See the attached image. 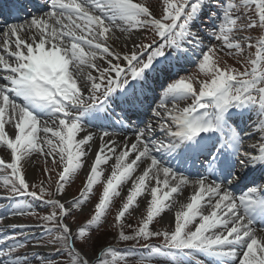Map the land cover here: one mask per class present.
Segmentation results:
<instances>
[{"label":"snow or ice","instance_id":"1","mask_svg":"<svg viewBox=\"0 0 264 264\" xmlns=\"http://www.w3.org/2000/svg\"><path fill=\"white\" fill-rule=\"evenodd\" d=\"M211 3L164 0L157 18L150 6L133 0H50V10L43 16L0 28V146L10 153V160L0 154V185L7 190L0 199L10 201L0 205V210L7 209V216H37V227L47 234L58 233L47 244L58 245L56 252H66L67 261L46 264H115L124 259L111 246L89 253L78 248L76 241L87 244L92 240L90 230L129 181L126 200L115 217L119 240H143L142 247L150 255L168 251L194 259L203 253L214 264H264V224L257 228L249 213L253 205L264 203V68L256 67L264 60L260 55L264 38L257 41L258 56L249 62L251 70L244 71L220 69L212 60L216 48L204 45L211 37L221 42V50L235 49L236 55L242 54L243 43L253 47L248 43L250 36L236 38L232 33L241 19L237 15L241 8L254 7L256 18L239 31L255 28L257 22L264 27V0H219V31L204 33L196 21ZM149 28L156 38L144 43L137 33ZM117 32L124 37L123 49L113 47V42L121 40ZM197 54L202 57L199 70L212 76L199 82V91L188 76L172 79ZM154 88L161 90L158 102L151 106L146 121L133 126L129 113L143 107ZM110 98L118 100L116 106L121 109L119 113L111 109L112 123L87 127L81 122L85 111ZM188 99L191 103L184 107L177 103ZM245 109L256 114L255 120L247 118L246 128L236 123L237 118H246ZM129 128L130 135H126ZM78 133L83 138H77ZM257 134L255 143H245ZM161 149L164 153L158 156ZM34 153L61 165L55 192L43 181L29 183L23 162ZM93 154L81 195L65 200V184ZM167 157L180 161L186 171L167 166ZM113 158L115 164L95 214L73 231L67 218L81 200L86 201L102 166ZM249 171H259L260 178L250 181L237 197L233 189ZM189 186L193 194L175 211L174 229L151 230L154 217L175 207V197ZM141 196L148 197L146 217L131 234H125L122 218ZM27 197L53 211L37 215L21 199ZM192 224L194 230H186ZM154 237H162V242L152 244ZM28 243V236L0 238V264H30L27 254H17ZM109 254L111 261L105 258ZM139 264H148V258Z\"/></svg>","mask_w":264,"mask_h":264},{"label":"rangeland","instance_id":"2","mask_svg":"<svg viewBox=\"0 0 264 264\" xmlns=\"http://www.w3.org/2000/svg\"><path fill=\"white\" fill-rule=\"evenodd\" d=\"M35 4H43V6L36 11L33 10H28L22 17L20 18V21L25 18V17H31L32 14L39 13L42 14L45 11H47V1L43 2L44 0H32ZM164 1L160 0H136V3H142L145 4L146 6H150V8L153 10L154 15L156 17H160L162 13V6L164 5ZM173 2H178V0H173ZM218 2L219 0H212V3L209 5V8L206 9L201 16V19L196 21L197 26H201V30L204 33H210L213 30L219 31V24L222 20V11L218 8ZM226 2V0H224ZM255 14L254 7L252 10H245L241 8L237 15L241 17V19L238 21L237 24V29L232 33L233 36L236 38H239L241 36H250L252 39L248 43H251L253 47H248L247 43H243V52L241 55H236V50L235 49H228L227 47H224L221 50L220 43L219 41H216L214 38H206L204 40V45L207 47H215L216 48V53L215 55H212V60L215 61L220 69H225V68H233L238 71H244L246 68L248 70H251L252 65L249 63L251 60L257 59L258 52H257V41L258 37L256 35L257 32H255L258 29V25H256L255 28L252 29H245L243 32L239 31V27L243 24H246ZM3 25H0V28H3ZM230 27V25H229ZM260 27V26H259ZM195 31V29H193ZM139 38L142 39L143 41H150L151 39H155V33L149 28L147 30H141L139 32ZM261 38H264V32L261 33ZM207 47H205V51L207 50ZM231 52L232 54H229ZM260 55H264V53H260ZM199 59H202V57L197 56V59L195 63L191 66H188L184 72L178 73V75L172 79H179L180 76H188L191 78V82L193 83L194 88L199 91V82L200 81H209L212 76L210 74L203 73L199 70L198 68V62ZM258 69L264 68V60H261V62L256 65ZM171 78V77H170ZM167 82H171V79ZM166 82V83H167ZM161 90L159 88H154L153 91H151V95H154V97H159V92ZM114 98H110L107 100L105 103H112ZM158 102V101H156ZM156 102H154L147 108V113H151V106L155 107ZM180 107H184L187 104L191 103V100H183V101H177ZM169 105H171V102H169ZM251 111V110H250ZM145 113H141L140 116L142 118L140 119V124L143 122L144 117L146 116ZM144 115V116H143ZM139 116V117H140ZM93 117V114L91 113V109L85 111L83 115L80 117L81 122L85 120H89ZM251 117V116H250ZM252 119H256V114L255 117L252 116ZM248 123V121H247ZM166 155V154H165ZM166 160L169 161L170 164H174L175 170H178L177 168H183L181 165V162L175 159H171V157H167ZM199 162L196 163V168H199L200 166H197ZM49 169V172L45 174L44 169L45 168ZM61 169V165L57 163L56 165H53L51 163V160L49 158L48 161H45L42 157L32 154V157L26 158V160L23 162V170L27 173V179L30 184L35 183V184H40L41 181H43L44 186L51 192H55L56 189V181L58 179V171ZM31 171V174L28 175V173ZM111 174L103 173L101 171V176L97 180L96 183L93 184L91 193L90 195H87L86 201L81 200L80 203L74 208L72 215H70L66 223H69L71 227L73 228V231L76 230L77 225L85 224L91 217L95 214V205L99 202V199L103 193V188H104V183L107 181L108 176ZM87 176L82 174V169L79 170L75 175L72 176L71 181L65 184L64 188V196L67 197L68 201H71L72 199L79 197L81 195V190L84 188V185L86 183ZM128 183L123 185L119 191L120 195L119 196H114L112 198V202L110 205L107 207L103 214V218L100 221V223L93 227L90 230V235L92 237V240H94V235L97 234L98 231L104 232L106 230L107 236H111L113 238L114 242L109 243L116 245L117 243H122L121 248H116V253L119 254V256H123L124 259H117L116 264H139L142 258L147 257L148 258V264H182L184 263H189V264H195L194 260H191L189 257H182L179 255L173 254V252L166 251L164 253H161L159 255L156 254H151L149 253V250L144 249L141 247L145 241L140 240L139 243L136 241H121L119 240L118 234L120 231V228L116 226V220L115 217L122 206L123 202L126 200L128 189L127 186ZM0 188L5 189L2 185H0ZM6 190V189H5ZM59 198V197H57ZM146 196H141L138 198V200L134 203L133 208L129 210V213L126 214L124 218H122V224H123V231L125 234H131L132 230L136 227H138V222L146 217L147 214V201H146ZM24 203H28V201L31 204L32 208L36 210L37 215H46L53 211V209L50 206L45 205L43 202L39 200H34L31 197L27 198H21ZM28 199V201H27ZM45 199H48V197H45ZM145 202V203H144ZM10 201L0 199V205H9ZM7 209H2L0 210V216H5L3 220H0V227H2V230H0V238L3 236L7 235L9 237L14 236V235H22V236H27L33 235L29 237V243L25 248L17 249V254L23 256L27 254L30 258V264H42V261L44 264H46L47 261H67V253H60L58 254L56 252V247L58 245H47L49 252L46 253L45 257H42L40 251H34L33 246L30 244L31 240L33 243H42V244H47L49 240H51L55 235L58 233L53 232L51 234H43L38 235L37 234H31L30 231L35 230L36 228H41L42 227H37V225L40 223L39 220L37 219V216L33 215H24L20 216L24 222L22 226H17L15 228L12 227H7L5 224V220L8 217L6 215ZM167 212V210L163 211L160 213L158 216L154 217L152 223L150 224V229L151 230H168V229H174L175 227V219L172 220H164L163 219V214ZM199 220L196 221L198 223ZM195 225H189L186 230L191 231L194 230ZM39 229V230H41ZM103 236V233L101 234V237ZM154 239L159 240L162 242V237H154L151 240V243L154 245H158L161 242L158 241H153ZM92 240L89 241L87 244L81 242V241H76V245L78 248H81L85 252L92 253L95 251L96 243L94 244L93 247L88 248L92 244ZM10 242V241H9ZM131 243V245H139L140 248H135L131 246H127V243ZM143 243V244H141ZM100 247V246H99ZM98 247V248H99ZM50 251H54V254H49L51 253ZM35 253V255H33ZM168 254H171L173 256H176V260L171 259ZM199 254V253H197ZM196 254V256H198ZM195 256V257H196ZM42 258V259H41ZM196 260H199L202 262V264H206L207 261L204 259H201L199 257H196ZM107 260L111 261L112 260V255L109 254L106 257Z\"/></svg>","mask_w":264,"mask_h":264},{"label":"bare ground","instance_id":"3","mask_svg":"<svg viewBox=\"0 0 264 264\" xmlns=\"http://www.w3.org/2000/svg\"><path fill=\"white\" fill-rule=\"evenodd\" d=\"M133 2H135L136 3V0H133ZM49 4H50V0H49ZM34 8V7H33ZM32 9V8H31ZM50 9L48 8L47 9V11H49ZM47 11H45V12H47ZM44 12V13H45ZM44 13H42V14H40V12L39 13H36V14H32V16L31 17H25V18H23L21 21L19 20V21H9L8 23H6V24H13V23H24L25 22V20H31L34 16L35 17H41V16H43L44 15ZM23 14H25V13H22V14H20V16L21 15H23ZM21 18V17H20ZM6 20V19H5ZM4 20V21H5ZM116 35L117 36H120V38H121V40H120V42H113V47H116V48H118V49H123L124 48V44H123V39H124V37L122 36V34H120L119 32H117L116 33ZM137 36L139 37V32L137 33ZM131 45H129V47H130ZM0 54H2V53H0ZM171 105H169V107H170ZM120 109V108H119ZM151 114V113H150ZM149 114V115H150ZM149 115L146 117V119H145V121L148 119V117H149ZM84 125L85 126H87V127H95V126H93V125H89V124H87V123H84ZM7 130V129H6ZM129 131H131V129H129ZM10 135H12V138H14V133H10ZM38 135H40V136H43V133H39ZM126 135H130V134H126ZM49 136H51V133H49ZM77 138H83L82 137V135L80 134V133H78L77 134ZM255 138L257 139L258 137L257 136H254V139H247L246 141H245V143L246 144H251V143H255ZM98 141H97V143H96V145H95V147H98ZM162 152H164V150L163 149H161V152L160 153H157V155L158 156H160L161 155V153ZM0 154H2L3 155V157L4 158H7V159H9L10 160V153H9V151L6 149V148H4L3 146H0ZM34 154H36V153H34ZM36 155H38L39 156V154H36ZM31 157H32V155H31ZM41 157V156H40ZM30 158V157H29ZM43 158V157H42ZM44 159V158H43ZM94 159V154L93 155H90V157H89V159H88V162L85 164V166L84 167H82V174L83 175H85V176H87L88 175V170L90 169V165H91V161ZM165 163L167 164V166H170V167H173V165L172 164H170V163H168V161H165ZM115 164V159L113 158V159H111L108 163H106L105 165H103L102 166V169H101V171L103 172V173H107V174H109L110 172H111V169H112V165H114ZM174 168V167H173ZM31 174V171L28 173V175H30ZM139 174V172L138 173H136V175H138ZM153 183V185H154V181L152 182ZM127 188H130L131 187V182L129 181L128 182V184H127V186H126ZM193 191H194V189L192 188V187H186L185 189H184V191H183V193L182 194H180V195H177L176 197H175V199H176V201H178V203L176 204V206L175 207H173L170 211H168L167 210V212H165L164 214H163V219L164 220H172V219H175V211L176 210H178V208H179V205H180V203H187L188 202V198L193 194ZM0 197H2V195L0 194ZM64 199L65 200H67V197L66 196H64ZM146 201L148 202V197L146 196ZM145 203V202H144ZM258 204H260V203H258ZM256 207H258L257 206V204L256 205H253L252 207H251V209H253V208H256ZM251 209H249V213H250V215H251V217L253 218V220L256 222V227L257 228H259V227H261L262 225H261V223H260V225H259V223H258V219L257 218H255L253 215H252V211L253 210H251ZM208 213V210L207 209H205V214H207ZM5 225L6 226H8V225H17V226H22L23 225V220H22V218L20 217V216H8L7 218H6V220H5ZM46 249V248H45ZM186 264V263H185ZM209 264H211V263H209Z\"/></svg>","mask_w":264,"mask_h":264},{"label":"trees","instance_id":"4","mask_svg":"<svg viewBox=\"0 0 264 264\" xmlns=\"http://www.w3.org/2000/svg\"><path fill=\"white\" fill-rule=\"evenodd\" d=\"M83 225V224H82ZM103 233V236L101 237V234ZM107 233H108V231L106 232V230H104V232H100V231H98L97 232V234H95L94 235V240H92V244H91V246L90 247H88V248H91V247H93L94 246V244L96 243V247L98 248L99 246H105V245H107V244H109V243H113L114 242V240H113V238H111V236H107ZM113 241V242H112ZM121 242L118 244V246H116V248H121ZM127 246H131V243L129 242V243H127ZM111 247H113L114 248V245H111ZM116 248H114L115 250H116ZM108 256V255H107ZM106 256V257H107ZM105 257V258H106ZM116 264V263H115Z\"/></svg>","mask_w":264,"mask_h":264}]
</instances>
